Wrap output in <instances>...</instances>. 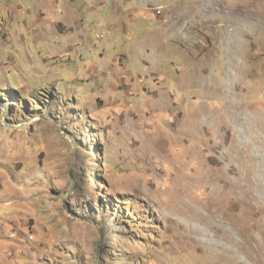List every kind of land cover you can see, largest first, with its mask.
I'll return each mask as SVG.
<instances>
[{
    "label": "rangeland",
    "instance_id": "374dc122",
    "mask_svg": "<svg viewBox=\"0 0 264 264\" xmlns=\"http://www.w3.org/2000/svg\"><path fill=\"white\" fill-rule=\"evenodd\" d=\"M0 264H264V0H0Z\"/></svg>",
    "mask_w": 264,
    "mask_h": 264
},
{
    "label": "bare ground",
    "instance_id": "6f19581e",
    "mask_svg": "<svg viewBox=\"0 0 264 264\" xmlns=\"http://www.w3.org/2000/svg\"><path fill=\"white\" fill-rule=\"evenodd\" d=\"M195 202V201H194ZM197 203V202H196ZM197 205V204H196ZM210 205V204H209ZM208 213V212H207ZM203 216H205L206 217V215H204V213L202 214ZM211 215V214H210ZM207 216V217H209V218H211V220H212V224H209V226L210 227H212L213 229H215V230H217V231H219V233H220V235H222V237H226V238H229V240H227L226 238V240L229 242V241H233V238H234V236L233 237H230V235H229V232H228V230L222 225V223L220 224V223H217L215 220H214V218H215V216ZM204 217V218H205ZM224 219H226L225 217H223ZM202 219V218H201ZM200 222H201V220H199ZM198 221V222H199ZM206 221V220H205ZM204 222V221H203ZM228 224V221H226V225ZM208 227V226H207ZM209 227V228H210ZM191 229L193 230V232H195V233H197L198 234V236L199 237H202V239H203V241L205 242V243H207V244H209L210 246H213V247H218V248H221L222 250H226V252L228 253V254H230L229 252H232V248L231 247H229L228 245H226V244H224V242L222 243L221 241H220V236H215V238H212V236L210 235V234H208L206 231H205V228H203V227H200L199 225H197V224H191ZM222 239V238H221ZM234 240H236V239H234ZM237 241V243L239 242L238 240H236ZM235 241V242H236ZM234 242V243H235ZM236 243V244H237ZM229 256V255H228Z\"/></svg>",
    "mask_w": 264,
    "mask_h": 264
}]
</instances>
